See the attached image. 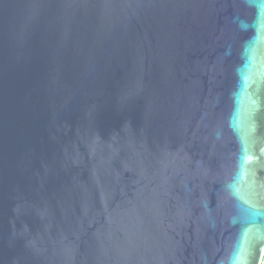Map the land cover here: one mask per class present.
<instances>
[{"label":"water","instance_id":"1","mask_svg":"<svg viewBox=\"0 0 264 264\" xmlns=\"http://www.w3.org/2000/svg\"><path fill=\"white\" fill-rule=\"evenodd\" d=\"M264 0H0V264H260Z\"/></svg>","mask_w":264,"mask_h":264},{"label":"trees","instance_id":"2","mask_svg":"<svg viewBox=\"0 0 264 264\" xmlns=\"http://www.w3.org/2000/svg\"><path fill=\"white\" fill-rule=\"evenodd\" d=\"M260 264H264V252H263V256H262V259H261V263Z\"/></svg>","mask_w":264,"mask_h":264}]
</instances>
